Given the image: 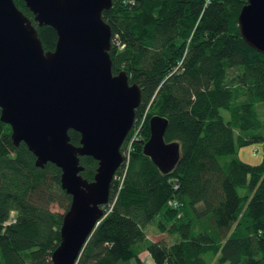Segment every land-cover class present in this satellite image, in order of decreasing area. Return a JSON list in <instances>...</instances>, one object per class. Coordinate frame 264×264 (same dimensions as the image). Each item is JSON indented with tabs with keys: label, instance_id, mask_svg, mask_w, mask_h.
I'll return each mask as SVG.
<instances>
[{
	"label": "trees",
	"instance_id": "1",
	"mask_svg": "<svg viewBox=\"0 0 264 264\" xmlns=\"http://www.w3.org/2000/svg\"><path fill=\"white\" fill-rule=\"evenodd\" d=\"M244 1L111 0L102 9L111 28V69H125L141 96L104 213L74 264L131 256L140 262L144 248L156 264H264V150L255 162L235 153L250 141L262 140L264 148V51L241 35ZM14 2L31 17L43 47L52 48L55 28L37 24L24 0ZM153 113L167 117L164 139L180 144L165 171L142 150ZM10 132L0 117V264H52L71 195L60 167L36 164ZM68 133L79 142L78 130ZM79 162L92 178L97 159L83 153ZM150 221L167 235L148 237Z\"/></svg>",
	"mask_w": 264,
	"mask_h": 264
},
{
	"label": "water",
	"instance_id": "2",
	"mask_svg": "<svg viewBox=\"0 0 264 264\" xmlns=\"http://www.w3.org/2000/svg\"><path fill=\"white\" fill-rule=\"evenodd\" d=\"M24 1L37 24L55 28L56 40L44 48L31 17L14 0H0V117L36 164L51 160L60 167L61 186L71 196L50 256L52 264H74L104 213L141 87L125 69H111V28L101 13L111 0ZM237 22L243 38L264 51V0H245ZM166 124L165 115L151 114L142 143L163 171L180 156L179 141L163 137ZM69 127L79 131L78 143L70 140ZM83 153L97 159L90 179L80 172Z\"/></svg>",
	"mask_w": 264,
	"mask_h": 264
},
{
	"label": "rangeland",
	"instance_id": "3",
	"mask_svg": "<svg viewBox=\"0 0 264 264\" xmlns=\"http://www.w3.org/2000/svg\"><path fill=\"white\" fill-rule=\"evenodd\" d=\"M258 108L260 111H264V102L263 103L260 102L258 104ZM142 120H143V116H141V120H139V121H142ZM127 144H128V141H127ZM253 146H257V150L255 152H252ZM263 150H264V148L262 146V140H258V141H250V142L238 145L235 153L238 154L242 159H245V160H248L251 162H255V161L260 160L262 153H263ZM54 206L56 208L58 207L57 205H54ZM153 225H154V222L150 221L147 223L146 228L149 229ZM222 264H228V262L224 261Z\"/></svg>",
	"mask_w": 264,
	"mask_h": 264
},
{
	"label": "crops",
	"instance_id": "4",
	"mask_svg": "<svg viewBox=\"0 0 264 264\" xmlns=\"http://www.w3.org/2000/svg\"><path fill=\"white\" fill-rule=\"evenodd\" d=\"M146 228V226H145ZM146 235L152 239L158 238V237H164L166 236L165 231H160L156 228L155 225L151 226L149 229L146 228ZM139 255L141 256V261L138 262L135 260L134 257H128L125 259H119L116 264H152L153 258L150 255L149 251L147 249H141L139 251ZM223 263V262H222Z\"/></svg>",
	"mask_w": 264,
	"mask_h": 264
},
{
	"label": "built area",
	"instance_id": "5",
	"mask_svg": "<svg viewBox=\"0 0 264 264\" xmlns=\"http://www.w3.org/2000/svg\"><path fill=\"white\" fill-rule=\"evenodd\" d=\"M137 133V128L135 127V129L132 131V133L130 134V137L133 138ZM128 147V146H127ZM257 150V146H253L252 147V152H255ZM128 154L127 150L125 151V156ZM124 159V158H123ZM123 161V160H122ZM152 264H156V263H152ZM162 264H167V263H162Z\"/></svg>",
	"mask_w": 264,
	"mask_h": 264
}]
</instances>
